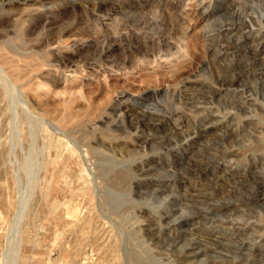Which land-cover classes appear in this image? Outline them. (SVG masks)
I'll return each instance as SVG.
<instances>
[{
  "label": "rangeland",
  "instance_id": "1",
  "mask_svg": "<svg viewBox=\"0 0 264 264\" xmlns=\"http://www.w3.org/2000/svg\"><path fill=\"white\" fill-rule=\"evenodd\" d=\"M13 7L0 0L13 82L0 78V264L18 235V264H264V51H250L264 42V0ZM143 111L150 121L134 132ZM119 170L129 179L115 184ZM97 202L135 214L105 227ZM221 205L232 206L211 213Z\"/></svg>",
  "mask_w": 264,
  "mask_h": 264
},
{
  "label": "bare ground",
  "instance_id": "2",
  "mask_svg": "<svg viewBox=\"0 0 264 264\" xmlns=\"http://www.w3.org/2000/svg\"><path fill=\"white\" fill-rule=\"evenodd\" d=\"M4 1V3L5 4H7V5H12V6H14L13 8L14 9H16L17 8V6H19V5H21V4H24V3H27L29 0H3ZM41 1H43V3H48L49 2V0H41ZM29 4V3H28ZM16 5V6H15ZM24 6V5H23ZM47 8H50V7H47ZM32 9V8H31ZM40 10V9H39ZM45 10V9H44ZM29 11H30V9H29ZM29 11H28V13H29ZM32 12H30V16H32V19L34 20V23H36L35 22V19H37L38 17V14H39V11L37 10V9H32L31 10ZM237 24V23H236ZM237 31L239 30V29H236ZM248 31H250V30H248ZM207 33V32H206ZM203 35V34H202ZM127 39V37H125V36H122L121 38H120V40L121 41H123L124 39ZM118 39V38H117ZM120 43V41L119 42H116V43H114V44H109L108 46H112L113 47V45H115V44H119ZM257 44H254V46H253V49L252 50H250L251 48H249V50L250 51H252L253 52V54H255V55H258V52L259 53H261L262 51H264V42L261 40V41H259V42H256ZM252 44H248V47L249 46H251ZM112 47H106V48H102V50L100 49V51H99V54H102L103 52L106 54V52H107V54L108 53H110L112 50ZM111 48V49H110ZM106 49V50H105ZM108 49H110L109 51H108ZM76 50H78V49H70V50H67V51H65L64 52V54L65 55H68V54H75V53H77L76 52ZM6 52V51H5ZM58 53V52H57ZM103 53V54H104ZM6 55V54H5ZM7 55H8V53H7ZM6 55V56H7ZM65 55H61L62 56V58H64V59H69V61H67V63H69V65L71 64V65H73L74 64V60H73V58L72 57H70V56H65ZM10 56V55H9ZM71 58V59H70ZM8 59V58H7ZM3 65V64H2ZM2 65L0 64V78L2 79V81L4 80L5 82H7L8 83V85L10 84V85H13V82L10 80L9 81V79L10 78H8V76H7V74H6V72L4 71V69H3V67H2ZM12 65V64H11ZM15 65H17V64H15ZM19 66V65H18ZM17 66V67H18ZM24 66H25V68L26 69H28L27 67H29V68H33V65L32 64H24ZM11 67H13V66H11ZM22 67V66H21ZM23 68V67H22ZM31 68V69H32ZM16 69V68H15ZM22 70H25V69H22ZM18 71H19V69H18ZM23 72V71H22ZM20 73H21V70H20ZM239 76V75H238ZM12 82V83H11ZM243 82V81H242ZM7 85V86H8ZM181 85V84H180ZM16 86V85H15ZM11 87V86H10ZM253 87V86H252ZM238 102V101H237ZM198 104V103H197ZM69 108V107H68ZM71 108V107H70ZM142 110V109H141ZM70 111V110H69ZM72 111V110H71ZM79 113V112H78ZM152 114L149 112H146V111H143V112H141L140 114H138L137 116H136V120L134 121V120H132L131 118L129 119V123H130V127L132 128V129H134V132H138L139 130H138V127L139 126H141V125H144L145 123H147V121H150L149 119L150 118H148V117H150ZM164 115H160L159 117H157V118H155V125L156 124H158V125H160L164 120H165V118L163 117ZM41 118V117H40ZM206 123V122H205ZM204 126V125H203ZM212 126V123L211 122H207V124L204 126V127H202L201 128V130L202 131H207L210 127ZM180 127V126H179ZM188 129V128H187ZM198 135V134H197ZM225 135H231V132L229 133V132H227ZM196 135H193V136H190V135H187L186 137H183L182 138V140H181V142H180V146L181 147H179V148H183V150H185V152H186V150H188V149H190V148H192V146H193V142L195 141V139H194V137H195ZM135 137H136V139H137V141H138V143H141L143 146L144 145H147L148 143H149V139H150V137H149V135H146V134H143V132L142 133H140V134H135ZM112 142V141H111ZM110 142V143H111ZM140 144V145H141ZM222 147H224V146H222ZM173 149L174 148H169L168 149V151L169 152H171V151H173ZM86 156V155H85ZM185 155H183L182 157H180V160L182 161V159H183V157H184ZM186 157V156H185ZM186 159V158H185ZM180 164V163H179ZM43 165V164H42ZM88 168V167H87ZM89 170V169H88ZM127 179H129V174L127 173V171L126 170H119V171H116V173H114V175H112V178H111V180H112V182L113 183H115V184H118L119 183V181H125V180H127ZM93 182H95V181H93ZM261 181H259V183H260ZM96 185V184H95ZM258 198L259 199H264V193H259V195H258ZM185 199V198H184ZM136 200V199H135ZM115 201V199H111V202H114ZM134 201V200H133ZM99 202V201H98ZM97 202V203H98ZM96 203V204H97ZM14 204H13V202H11V200H10V202H9V206L10 207H12ZM102 204H100V203H98L97 204V206H98V211L96 210V211H94V212H99L100 211V213H99V217H100V214L102 215V216H104V218L103 219H101V223L100 222H98V223H100L102 226H105V227H111V228H125L124 227V223L123 222H125V219L123 218V217H121L122 216V214L123 213H125V212H128V213H131V214H135V208H133V206H136V205H127V206H129V207H125L124 209H122V206L123 205H119V204H115V208H118V209H115V210H113V211H111L110 213H104V212H102V210L104 209L102 206H101ZM91 206V205H90ZM231 206L232 205H221V206H213L212 207V211H211V213L213 212V211H224V212H226V211H228V210H230L231 209ZM207 207V206H206ZM208 208V207H207ZM84 209V208H83ZM122 210V211H121ZM69 212V211H68ZM85 212V211H84ZM89 212H90V214L86 217V219H84V221H85V223H87V224H89L90 226L92 225V222H93V217L96 215V213L94 214L93 213V211L91 210V208H90V210H89ZM84 214V213H83ZM111 214L112 215H115L116 217H117V215H118V218H113V217H111ZM131 214L128 216H126V217H131ZM211 215V214H210ZM217 215V214H216ZM83 216V215H82ZM81 216V217H82ZM97 216V215H96ZM183 216V215H182ZM80 217V218H81ZM216 217V216H215ZM84 218V217H83ZM83 218H81V219H83ZM98 218V217H97ZM99 220V219H98ZM96 221V220H95ZM185 222L183 221V222H177V224H173V222H167L166 223V226H168V227H172V228H180V227H182L183 228V224H184ZM68 225H70V224H68ZM80 225V224H79ZM20 226V225H19ZM18 226V227H19ZM76 226V225H75ZM84 226V225H83ZM88 227V225L86 226V228ZM93 227V226H92ZM94 227H96V226H94ZM73 228V227H72ZM83 228V227H82ZM89 228V227H88ZM147 228V227H146ZM228 228H230V226L228 227ZM18 228L16 227V228H14V232L13 233H15V231L17 230ZM126 230V229H125ZM186 230V229H185ZM144 231V230H143ZM17 232H19V231H17ZM121 232V231H120ZM122 233V232H121ZM118 234H119V238L121 237V235H123V234H121L120 235V233H119V231H118ZM18 235V234H17ZM126 235V234H125ZM125 235H124V238H125ZM18 237V238H17ZM16 237V239H13V237L11 236V237H9V242H8V244H7V247H6V250H4V251H2L1 253H2V257H1V263H3V264H18V260H19V257H20V250H21V237L19 238V235ZM89 237V236H88ZM126 237H127V235H126ZM117 240V239H116ZM127 241V240H126ZM113 245V244H112ZM117 245V244H116ZM114 246V245H113ZM110 247V246H109ZM117 247V246H116ZM114 248V247H113ZM118 249V248H117ZM122 249V248H121ZM124 250V249H123ZM123 252H125V251H123ZM114 255H115V253H114ZM120 255V254H119ZM119 255L117 254V258L119 257ZM125 257V256H124ZM124 257H123V259H124ZM116 258V257H115ZM125 262V261H124ZM188 264V263H187Z\"/></svg>",
  "mask_w": 264,
  "mask_h": 264
}]
</instances>
